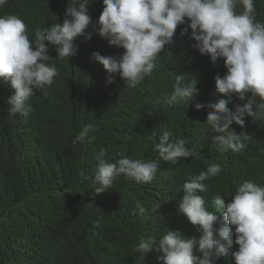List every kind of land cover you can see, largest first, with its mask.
<instances>
[{"label": "clouds", "instance_id": "1", "mask_svg": "<svg viewBox=\"0 0 264 264\" xmlns=\"http://www.w3.org/2000/svg\"><path fill=\"white\" fill-rule=\"evenodd\" d=\"M7 2L0 0V8ZM9 5L0 9V144L17 146L21 157L31 147L34 155L41 149L36 161L53 165L45 175L51 188L33 193V201L21 200L18 208L30 232L23 238L24 259L264 264V144L252 166L231 174L224 170L230 157L222 152L247 147L244 128L264 130V23L256 19L255 0H51L36 2V8L23 5L20 12ZM238 5L243 11L237 12ZM96 11L102 12L95 31L123 53L96 51L91 59L109 74L106 83L125 85L118 97L126 100L130 125L119 141L131 144L107 155L102 148L73 167L65 156L47 157L60 142L36 144L38 118L70 114L63 106L77 100L76 39L92 38L86 30ZM47 19L51 23L42 27ZM211 67L227 72L214 74L215 86L205 97L202 82ZM133 97L139 107L132 114ZM205 107L220 151L207 154L209 163L198 168L191 161L196 152L185 145L190 131L177 129V123L182 114ZM93 131L86 124L72 144ZM15 187L19 194L26 190L23 183ZM125 203H134L124 215L129 228L108 255L106 215Z\"/></svg>", "mask_w": 264, "mask_h": 264}, {"label": "trees", "instance_id": "2", "mask_svg": "<svg viewBox=\"0 0 264 264\" xmlns=\"http://www.w3.org/2000/svg\"><path fill=\"white\" fill-rule=\"evenodd\" d=\"M38 1L44 4L51 0H8L2 8L10 4V10L20 12L23 11V5H33L36 8L34 4ZM255 5L256 19L264 23V0H255ZM236 10L237 12L243 11L242 6L238 5ZM29 12L31 13V11ZM101 12L90 13L93 24L89 25L86 31L92 32V38L90 40L83 37L76 39L79 49L75 59L81 68L78 73L77 100L73 102L72 107L70 104L63 106L70 114H62L57 117L40 114L38 118L40 129L36 133V144L44 147L55 141L60 142V145L54 146L58 149H51L47 153V157L59 161L65 156L73 167H76L77 162L81 159H87L81 163H88V159H94L102 148L106 150L107 155L117 146L131 144V141H119L122 130L127 129L130 125L129 122L125 124L126 100L118 97L125 85L118 82L106 83L109 74L102 64L91 59L92 53L96 51L102 55L115 57H119L123 53L112 50L108 40L102 38L95 31V21L98 20ZM51 21L50 19L44 20L42 27L49 25ZM224 68H226L224 60L220 58L219 69ZM226 72L227 70L221 73L214 72L212 67L208 70L206 78L202 82L206 88L202 92L205 97L215 86L214 74L222 77ZM138 107L139 102L133 97L132 114L137 111ZM209 111L211 109L205 107L198 112L191 113L190 116L182 114L177 123V129L190 131L189 136L184 139L185 145L189 148L191 146L196 152L191 161L198 168L209 163L206 158L207 154L210 156L211 152L220 151L218 145L211 139L215 133L207 125ZM245 120L258 121L248 116ZM260 120L263 121V119ZM89 123L95 126V131L90 132L82 143L73 145L71 141L74 136ZM236 129L239 133L242 132L240 127L236 126ZM244 132L249 135V139L246 141L247 147L241 153H233L231 150L222 151L230 157L229 164L224 167V170L229 174L237 169L252 166L255 151L264 144L262 128H244ZM133 141L134 143L138 142L137 135ZM32 149V147L29 148L25 156L21 157L20 149L17 146L5 145L3 147L0 144V264H33L32 258L24 259L23 238L27 237L30 232L26 229L27 223L18 219L20 217L18 208H21V200L33 201V193L43 191L45 187L48 190L51 188L49 179L45 175L52 174L53 165L47 160L36 161L41 149L35 155ZM21 183L26 190L19 194L15 185ZM210 184L211 192L216 193L217 187L212 182ZM133 206L134 203H125L107 213L108 234L103 248L108 255L117 250L123 242L129 228L124 215L129 213ZM86 254L92 255V252L87 250Z\"/></svg>", "mask_w": 264, "mask_h": 264}, {"label": "bare ground", "instance_id": "3", "mask_svg": "<svg viewBox=\"0 0 264 264\" xmlns=\"http://www.w3.org/2000/svg\"><path fill=\"white\" fill-rule=\"evenodd\" d=\"M221 73V72H220ZM213 80V79H212ZM213 83V82H212Z\"/></svg>", "mask_w": 264, "mask_h": 264}]
</instances>
